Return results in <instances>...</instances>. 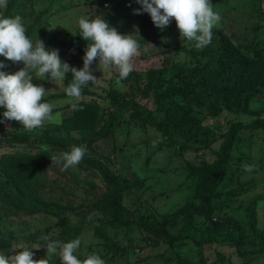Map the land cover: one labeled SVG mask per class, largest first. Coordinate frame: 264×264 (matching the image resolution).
Returning a JSON list of instances; mask_svg holds the SVG:
<instances>
[{"label":"rangeland","instance_id":"rangeland-1","mask_svg":"<svg viewBox=\"0 0 264 264\" xmlns=\"http://www.w3.org/2000/svg\"><path fill=\"white\" fill-rule=\"evenodd\" d=\"M211 2L213 10L221 16L212 34L220 31L233 43L264 49V0ZM139 8L141 5L136 0H13L12 7L0 9L4 16L19 14L22 17L26 35L33 43L37 39L65 40L75 36L82 54L70 46L59 47L58 53L62 61L78 69L83 67L82 58L88 44L79 34L80 17L93 19L100 15L119 33L130 34L140 45L139 55L134 57V70L119 83L116 71H100L98 60L92 64L93 75L99 81L96 85L89 82L85 86L81 111H73L69 104L62 103L68 99L63 91L68 84L34 77V84H42L48 90L46 96L53 95L48 99L45 96L44 101L57 105L53 114H61L60 124L45 122L42 128L28 131L18 121L5 120L4 110L0 108V165L16 152H24L34 159L30 166L22 163L19 171V180L25 185L20 202L34 211H19L10 201L0 199V254L14 255L28 248L34 252L33 259L45 258L48 264H62L59 249L55 255H46L47 242L41 237L47 235L50 240L59 238L62 243L79 238L81 245L74 254L85 257L96 252L105 264H264V254L239 257L234 247L223 245L220 234L217 236L213 231L201 228L180 231L182 214L173 212L192 200L188 163H196L201 158L211 160L220 140L216 139L198 151H180L175 143H165L158 130L141 122L145 114L155 112L158 102L163 104L168 100L162 96L166 92L160 87L154 86L145 93V75L151 70H164L167 75L179 73V68L175 70L171 65L178 66L186 57L182 52L174 51L171 44L179 42L188 48L191 42L181 38L179 30L168 26L163 30L157 28L148 13L135 14L133 10ZM3 59L0 56V61ZM5 64L3 70L7 73L24 67L22 62ZM192 65L191 62L186 64ZM182 73H185L183 77L188 74ZM262 98L256 94L251 107L261 105ZM116 102L127 109L117 108ZM134 108L141 112L139 118L134 114ZM70 117L68 123L63 122ZM232 118L233 115L221 112L217 116H206L202 124L216 134L218 130L223 131L226 121ZM110 123L113 131L109 135ZM14 132L18 134V140L9 143L6 139H12ZM256 135L253 138L244 136L243 145L235 150L240 155L241 165H254V168L250 173L244 170L240 173V178L246 182L234 192L227 193L228 187L222 190L220 198L227 205L218 213H230L247 229L245 206L252 199L256 200V226L264 228V147ZM73 145L85 149L83 159L96 158L102 165L103 158L113 174L143 181L141 187L130 189L123 197L125 211L122 214L127 224L101 228L108 239L96 232V228L102 226V219L84 220L79 231L70 228L64 232L57 223L54 214L57 205L76 207L74 211H67L68 221L75 222L78 221L77 213L90 211L92 202L101 193L99 176L95 171L84 170L80 166L83 160L67 171H61L60 165L51 164V159L43 162V150L58 155ZM0 186H5L2 176ZM148 225H165L174 234L173 238L169 241L160 237L157 242H152L153 234L149 227L147 229ZM31 233H35L36 243L18 242L20 237ZM219 233L223 234L222 231ZM263 236L256 237L259 243ZM210 238L215 241H207Z\"/></svg>","mask_w":264,"mask_h":264},{"label":"trees","instance_id":"trees-1","mask_svg":"<svg viewBox=\"0 0 264 264\" xmlns=\"http://www.w3.org/2000/svg\"><path fill=\"white\" fill-rule=\"evenodd\" d=\"M12 5L13 0H9L7 9ZM168 27L178 30L175 19H172ZM43 42L49 50L70 46L78 54L82 51L77 46L75 36L65 40L47 38ZM171 46L174 51L182 52L186 60L183 63L180 62L178 66L171 65L175 70L179 68L180 72L177 74L174 72L167 75L164 70L147 72L145 75L147 80L143 87L145 93L154 86L160 87L166 92L162 96H166L168 100L163 104L158 102L155 112L145 114L141 122L158 130L165 138V143H175L180 151H198L208 147L214 140H220L211 160L201 158L196 163H188L192 200L173 212V214H182L180 231L201 228L204 231H213L217 236L220 234L221 243L228 247L233 246L239 257L245 254L264 253V228L256 226L255 199L245 206L248 229L230 213L218 214L220 209L227 205L220 198L222 190L228 187L227 193L234 192L235 188L246 182L240 178L243 168L239 163L240 155L235 153V150L243 145L244 136L253 138L258 133L256 137L260 138L264 147V49L233 43L220 31L212 34L211 43L202 49H197L194 42H191L188 48L179 42H174ZM2 61L10 62L5 58ZM188 62L193 65L186 66ZM182 72H187V76L183 77L185 73ZM71 79L72 75H66L62 83L67 85ZM256 94L263 97L262 104L253 108L251 100ZM52 96H46V98H52ZM115 105L117 108H123L120 102H116ZM133 111L139 118L141 112L137 108ZM221 112L231 114L233 118L226 121L223 131L218 130L216 134H213V131L211 132L202 122L206 116H217ZM70 120L71 117L64 119L63 122L68 123ZM112 131L113 127L110 123L109 135ZM12 137L6 140L9 143L18 140L17 133L14 132ZM43 151L41 156L43 162L51 159L52 154L46 150ZM33 162L34 159L24 152H16L7 159V162L0 165V176L4 178L5 185L0 186V199L10 201L11 205L19 211L31 212V209L34 211L31 206H23L20 202L21 197L24 196L25 185L19 180L20 165L24 163L30 166ZM82 162L80 166L84 170L92 173L95 171L99 176L100 196L92 202L90 211L77 213L78 221L75 222L68 221L67 211H74L76 207H60L56 204L58 210L54 214L57 223L64 232L69 231L70 228L79 231L82 227L81 222L84 220L102 219V226H98L96 232L108 239V235L103 232L104 228H117L127 224L122 214L125 211L123 197L130 189L141 187L143 181L128 180L113 174L107 168L106 160L103 158L102 165L96 158H84ZM91 184L93 187L96 186L95 182ZM90 214L92 219H88ZM146 227L147 229L149 227L153 234L152 242H157L160 237L168 238L169 241L173 238L174 234L169 232L165 225ZM221 231L223 234L219 233ZM34 234L20 237L18 242L36 243ZM261 235L263 240L259 239L260 244L256 237ZM211 239L215 241L213 238L207 241ZM55 240L59 241V238ZM200 241L203 242L202 239ZM219 257L223 258L220 255ZM77 258L83 260L86 256Z\"/></svg>","mask_w":264,"mask_h":264},{"label":"clouds","instance_id":"clouds-1","mask_svg":"<svg viewBox=\"0 0 264 264\" xmlns=\"http://www.w3.org/2000/svg\"><path fill=\"white\" fill-rule=\"evenodd\" d=\"M141 8L134 9L135 14L148 13L152 23L163 30L172 19L181 38L194 42L197 49H202L211 43L212 29L219 24L221 16L213 10L211 0H136ZM8 0H0V9H6ZM80 36L88 41L84 50L83 67L70 66L62 61L58 49L49 50L44 42L37 39L35 43L26 35L22 17L19 14L4 16L0 14V56L12 63L22 62L24 67L14 73L3 71L6 67L0 61V107L4 109L5 120H15L28 131L42 128L47 123L60 124L61 114H53L57 105L45 102L48 90L42 84H34L33 78L48 79L57 84L62 83L66 74L71 72V82L63 88L67 100L62 103L70 105L73 111L82 110L80 101L82 92L89 84L96 85L99 79L93 75L92 64L98 60L100 71L114 70L118 80L126 79L134 70V57L139 55L140 45L130 34L123 35L115 27L96 15L93 19L80 17L78 19ZM138 34V29L136 31ZM2 122V121H0ZM85 149L71 146L69 150L58 155H52L51 164L60 165L61 171L75 168L81 163ZM245 172H251L254 165H242ZM88 219H92V214ZM46 255H55L59 249L62 264H105L101 256L92 252L83 260L74 254L81 245L79 238L62 243L50 240L45 235ZM41 247H34L39 249ZM32 249L23 248L14 255L0 254V264H48L45 258L33 259Z\"/></svg>","mask_w":264,"mask_h":264},{"label":"built area","instance_id":"built-area-1","mask_svg":"<svg viewBox=\"0 0 264 264\" xmlns=\"http://www.w3.org/2000/svg\"><path fill=\"white\" fill-rule=\"evenodd\" d=\"M102 4H103V5H106V3H105V2H103ZM125 264H128V262H127V263H125Z\"/></svg>","mask_w":264,"mask_h":264},{"label":"crops","instance_id":"crops-1","mask_svg":"<svg viewBox=\"0 0 264 264\" xmlns=\"http://www.w3.org/2000/svg\"><path fill=\"white\" fill-rule=\"evenodd\" d=\"M261 254H264V253H261Z\"/></svg>","mask_w":264,"mask_h":264}]
</instances>
